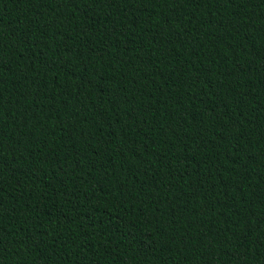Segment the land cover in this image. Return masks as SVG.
<instances>
[{"label":"trees","instance_id":"trees-1","mask_svg":"<svg viewBox=\"0 0 264 264\" xmlns=\"http://www.w3.org/2000/svg\"><path fill=\"white\" fill-rule=\"evenodd\" d=\"M0 264H264V0H0Z\"/></svg>","mask_w":264,"mask_h":264}]
</instances>
